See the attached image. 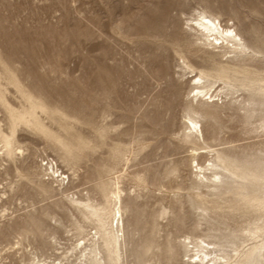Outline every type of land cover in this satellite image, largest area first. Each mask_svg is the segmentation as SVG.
Instances as JSON below:
<instances>
[{
    "label": "rangeland",
    "instance_id": "rangeland-1",
    "mask_svg": "<svg viewBox=\"0 0 264 264\" xmlns=\"http://www.w3.org/2000/svg\"><path fill=\"white\" fill-rule=\"evenodd\" d=\"M201 12L246 51L204 47ZM260 100L264 0H0V264H81L75 245L99 233L105 257L114 193L119 264H184L187 236L263 245ZM189 116L203 136L187 137ZM225 156L218 187L200 185L196 162Z\"/></svg>",
    "mask_w": 264,
    "mask_h": 264
},
{
    "label": "bare ground",
    "instance_id": "bare-ground-1",
    "mask_svg": "<svg viewBox=\"0 0 264 264\" xmlns=\"http://www.w3.org/2000/svg\"><path fill=\"white\" fill-rule=\"evenodd\" d=\"M207 16L205 12H201L198 15V19H195V23L190 26L191 29L196 31L200 35L199 40L203 42L204 47H220V48H233V53L241 52L244 53L247 49L246 43L239 36L235 29L232 27H223L221 21L217 17ZM226 45V46H224ZM194 80H197V83L202 82L201 77H195ZM197 95L204 99L210 94V90L206 87H197ZM213 94L209 97V100H212ZM213 101V100H212ZM260 105L264 104V101H258ZM189 126L187 127L190 131L187 134L188 138H198L200 135L203 136L202 126L196 118L189 116L188 117ZM227 156L221 158L220 163L209 161L208 165H201L199 162H196V180L199 181L200 185L208 189H214L218 187L220 183L221 173L218 171V168L222 164L227 163ZM246 163H249V160H245ZM46 166L53 171V175H57L61 179V185L63 180H65V173L61 171L52 159L46 161L44 159ZM242 162V161H241ZM263 162L261 157H258L255 162V166L247 172L248 177H259L258 169H260L261 163ZM47 167V170H49ZM235 169H238L237 167ZM257 188V185L250 183L249 186ZM114 196L110 200V204L113 206L111 210V221L112 226L108 229H104L102 240L108 248V255L105 257L101 256L100 250V233L97 240H93L90 244L91 247L87 248L85 243L75 245L73 251H79V260L81 264H111L109 260L113 261V264H119V258L114 259L111 256L114 253V250H117L122 245V238L124 237V224L122 219V207H121V198L119 193H114ZM253 199H257V195H253ZM208 209V208H207ZM207 209H204L206 211ZM116 221V228L113 227V223ZM103 228V227H102ZM195 230V229H194ZM98 236V233H95L93 236ZM207 239H213L211 241ZM207 239L203 237H185V240L182 243V247L185 253V256L188 257V261L184 264H264V244L261 246H252L248 250L240 251L242 245H233L231 246L233 251L228 252L225 250V246L220 244L217 239H220L217 235L208 236ZM189 240V242H186ZM89 251V252H88ZM88 252V253H86ZM82 258V259H81ZM30 264H47L45 260L40 259L39 257H34ZM52 264H55L53 262Z\"/></svg>",
    "mask_w": 264,
    "mask_h": 264
}]
</instances>
